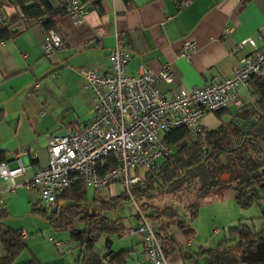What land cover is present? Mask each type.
Wrapping results in <instances>:
<instances>
[{
	"label": "crops",
	"instance_id": "0c3cea01",
	"mask_svg": "<svg viewBox=\"0 0 264 264\" xmlns=\"http://www.w3.org/2000/svg\"><path fill=\"white\" fill-rule=\"evenodd\" d=\"M0 1L6 15L12 16L19 11L9 0ZM17 1L29 6L33 0ZM67 1L44 0L41 10L57 12ZM77 1L83 8L80 22L66 11L53 20L63 47L45 53L44 28L49 27L24 20L14 22L5 33L4 44L0 45V162L7 161L13 168L17 166L15 159L19 158L25 167L23 176L13 178L14 186L11 180L0 176V210L6 213L2 219L5 223L9 218L29 213L38 216L33 211L35 205L44 206L39 192L24 185L38 167L47 164L50 136L80 129L91 118L93 92L82 73L94 70L99 75L106 74L116 46L131 54L126 67L130 75H138L141 66L158 72L167 64L173 80L158 85L167 96L179 88L191 90L231 77L239 61L254 50L248 42L243 43L249 38L254 40L258 51L264 52V0H191L183 9L178 8L181 0ZM187 41L196 45L188 57L183 55ZM237 92L238 102L229 103L221 114L222 121L234 116L237 103L241 106L256 103L247 87L239 86ZM201 125L215 130L220 120L209 113L202 118ZM146 172L142 169L137 173L144 177ZM159 189L173 193L156 185L152 193L143 196L150 197ZM256 199V202L262 200ZM144 203L150 207L149 212L153 208L162 209ZM162 219L168 221V218ZM254 219L240 218L235 225L240 220ZM138 221L135 215L134 224L129 225L137 226ZM263 225L264 222L258 227ZM28 226L24 220L18 224V230L26 232L25 239L29 234ZM31 229L40 231L37 227ZM166 230L162 235L168 264L208 262L198 255L201 248L208 246L196 242L195 228L188 224L181 228L170 225ZM48 233L49 242L42 244L35 239L37 235L28 236V253L21 262L35 258L41 264H79L80 251L74 252L76 243L71 242L70 233ZM101 239L104 241L101 251L95 252L93 247V252L103 264H111L109 259L123 250L130 251L125 264L144 263L146 248L141 234L123 231Z\"/></svg>",
	"mask_w": 264,
	"mask_h": 264
},
{
	"label": "built area",
	"instance_id": "2783aa9c",
	"mask_svg": "<svg viewBox=\"0 0 264 264\" xmlns=\"http://www.w3.org/2000/svg\"><path fill=\"white\" fill-rule=\"evenodd\" d=\"M190 3L191 0H181L178 8H186ZM2 4L0 1V45L4 44V34L12 26ZM61 9L80 22L83 8L77 0H68ZM20 16L26 23L41 27L48 20L47 16L33 19L26 18L23 13ZM44 31L45 53L63 47L62 37L54 27L44 28ZM246 42L254 50L239 61L231 77L191 90L179 88L171 96L158 88L160 82L173 80L167 64L158 72L141 66L138 75H130L126 67L131 54L116 46L106 74L99 75L94 70L82 73L93 92L91 118L80 129L50 136L47 164L38 167L24 186L37 189L46 208H52L57 203V195L77 182L108 190L118 185L123 193L135 200L131 189L140 181L137 172L151 169L158 158L172 152L164 138L165 130L182 127L191 135L200 133L205 115L227 108L230 102H238V87H247L249 79L264 70V52L256 49L253 39L243 41ZM195 48L194 42L187 41L183 55L188 57ZM110 155L113 165L102 166L100 170L97 164ZM15 160L17 166L13 168L7 161L0 162V176L11 180L12 186L14 177L25 174L20 159ZM137 213V226L126 229L125 233L142 235L146 248L143 264H168L157 226L138 208ZM20 235L25 238L26 232L20 230Z\"/></svg>",
	"mask_w": 264,
	"mask_h": 264
},
{
	"label": "trees",
	"instance_id": "16d2710c",
	"mask_svg": "<svg viewBox=\"0 0 264 264\" xmlns=\"http://www.w3.org/2000/svg\"><path fill=\"white\" fill-rule=\"evenodd\" d=\"M2 2V1H1ZM9 2L19 8V11L10 17L11 24L21 20L20 14L31 19L47 16L45 27H53V20L63 10L51 12L42 11L44 0H33L27 6L17 0ZM7 32V31H6ZM5 36V34H4ZM264 70L253 76L248 81V91L256 98L255 104L241 106L228 121H222L221 114L225 109L214 114L220 120V125L215 130H208L202 126V131L191 135L185 128L165 130L164 138L170 144L172 152L163 156V163L148 169L144 177L133 185L132 194L137 202L139 196L152 193L156 185L165 187L169 191L177 192L187 187L199 184L196 190L197 201L186 206L189 211V222L197 214L200 202L209 197L214 191L224 189L230 191L236 204L240 208H248L257 201L264 200L263 196H255V187L264 188ZM241 106V107H239ZM221 159H225V165ZM103 164V165H102ZM98 167L113 165V156L104 158ZM228 174L227 179L222 175ZM151 188V189H150ZM151 191V192H150ZM87 186L77 182L56 197L57 203L71 201L68 205H61L57 213L48 219L55 230H67L71 242L76 243L79 252V264H103L101 259L93 252V247L104 236H115L125 231V223L121 218L109 219L99 214L80 215V208L87 203ZM130 199L125 193L103 201L104 208H116L122 200ZM42 205H35L33 211L37 215L47 218V213L42 211ZM137 208L151 220L158 228V237L162 244L165 239L162 231L170 225L177 227L187 226L173 207L162 209L153 208L142 203ZM139 220L136 210L135 214ZM6 213L0 210V264H15L22 253L27 249L25 238L20 235V230L8 226L4 219ZM162 218H168L164 221ZM81 223V228L75 226ZM239 221L237 225L228 228V237H224L215 247H203L198 255L206 256V264H264L251 256V251L259 242H264V225L255 226L253 220ZM164 246V245H163ZM130 251H119L110 259L111 264H125ZM17 264H41L33 258Z\"/></svg>",
	"mask_w": 264,
	"mask_h": 264
},
{
	"label": "rangeland",
	"instance_id": "374dc122",
	"mask_svg": "<svg viewBox=\"0 0 264 264\" xmlns=\"http://www.w3.org/2000/svg\"><path fill=\"white\" fill-rule=\"evenodd\" d=\"M162 161L163 157H160L157 159L156 163L159 165ZM198 185L199 184L195 183L193 187L189 186L175 193L165 192L161 189L155 190L150 197L139 196L137 202L133 199L122 200L116 208H104L102 202L109 201L112 196H118L122 193L118 185L111 186L110 190L87 187L88 201L81 206L80 215L99 214L109 219L121 218L128 229L136 227V225L131 226L129 224H134L135 222L138 204L141 205L144 202H148L155 207H173L182 220H185L188 225L196 229V242L205 244V246L208 247H214L224 237H228V227L234 226L240 218H255L253 220L255 226H260L264 222V201L259 200L248 208H240L236 204L231 192L223 188L214 191L209 197L199 201L200 206L198 214L192 222H189V211L186 209V206L197 201L196 190ZM254 194L264 195V188L255 187ZM23 220L29 223L27 227L29 230L28 236L37 235L35 239H38L41 244L44 243V241L49 242L47 239L50 235L48 231L54 234L57 233V235H69L67 230H55L47 218L40 215H32L31 213L24 217L9 218L6 220V224L19 229L18 224ZM75 226L81 228V223L76 222ZM36 227L40 228V231L39 229H31ZM215 229H218V232H214ZM103 245L104 241L101 239L94 246V251L100 252ZM73 250L78 253L77 248ZM63 251L67 254L70 253L66 248H63ZM27 253V250L24 251L23 255L20 256L15 264L20 263ZM203 257H205L204 260L207 261V257L205 255Z\"/></svg>",
	"mask_w": 264,
	"mask_h": 264
},
{
	"label": "water",
	"instance_id": "95a60500",
	"mask_svg": "<svg viewBox=\"0 0 264 264\" xmlns=\"http://www.w3.org/2000/svg\"><path fill=\"white\" fill-rule=\"evenodd\" d=\"M222 164L225 165V159H221ZM228 177V174H223L222 178ZM71 201H61L56 203L52 208L42 207V211L47 213V219L51 217L52 214L57 213L61 205H68ZM251 256L254 257L257 261H264V242H259L256 244L253 251H251Z\"/></svg>",
	"mask_w": 264,
	"mask_h": 264
}]
</instances>
